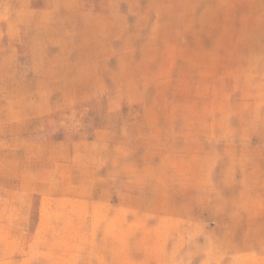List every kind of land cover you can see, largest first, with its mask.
<instances>
[{
    "label": "rangeland",
    "instance_id": "rangeland-1",
    "mask_svg": "<svg viewBox=\"0 0 264 264\" xmlns=\"http://www.w3.org/2000/svg\"><path fill=\"white\" fill-rule=\"evenodd\" d=\"M0 264H264V0H0Z\"/></svg>",
    "mask_w": 264,
    "mask_h": 264
}]
</instances>
